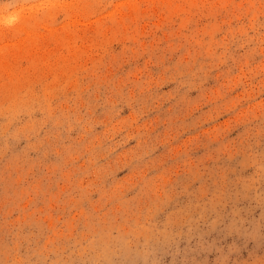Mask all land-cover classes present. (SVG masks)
Returning a JSON list of instances; mask_svg holds the SVG:
<instances>
[{
  "label": "rangeland",
  "instance_id": "obj_1",
  "mask_svg": "<svg viewBox=\"0 0 264 264\" xmlns=\"http://www.w3.org/2000/svg\"><path fill=\"white\" fill-rule=\"evenodd\" d=\"M0 264H264V0H0Z\"/></svg>",
  "mask_w": 264,
  "mask_h": 264
},
{
  "label": "clouds",
  "instance_id": "obj_2",
  "mask_svg": "<svg viewBox=\"0 0 264 264\" xmlns=\"http://www.w3.org/2000/svg\"><path fill=\"white\" fill-rule=\"evenodd\" d=\"M16 19H18V18H13V19L10 20L9 22H10V23H13V22H15Z\"/></svg>",
  "mask_w": 264,
  "mask_h": 264
}]
</instances>
